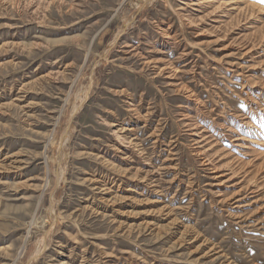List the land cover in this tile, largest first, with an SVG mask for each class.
I'll return each mask as SVG.
<instances>
[{
    "label": "rangeland",
    "instance_id": "obj_1",
    "mask_svg": "<svg viewBox=\"0 0 264 264\" xmlns=\"http://www.w3.org/2000/svg\"><path fill=\"white\" fill-rule=\"evenodd\" d=\"M0 264H264V2L0 0Z\"/></svg>",
    "mask_w": 264,
    "mask_h": 264
},
{
    "label": "snow or ice",
    "instance_id": "obj_2",
    "mask_svg": "<svg viewBox=\"0 0 264 264\" xmlns=\"http://www.w3.org/2000/svg\"><path fill=\"white\" fill-rule=\"evenodd\" d=\"M261 2H264V0H261Z\"/></svg>",
    "mask_w": 264,
    "mask_h": 264
}]
</instances>
